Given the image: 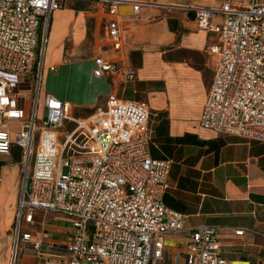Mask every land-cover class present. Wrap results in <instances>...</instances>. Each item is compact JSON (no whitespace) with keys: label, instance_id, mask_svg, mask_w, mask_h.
I'll list each match as a JSON object with an SVG mask.
<instances>
[{"label":"built area","instance_id":"2783aa9c","mask_svg":"<svg viewBox=\"0 0 264 264\" xmlns=\"http://www.w3.org/2000/svg\"><path fill=\"white\" fill-rule=\"evenodd\" d=\"M101 1L112 16L103 42L118 57L98 54L93 75L127 84L137 74L123 58L117 8L126 0ZM131 3L137 19L149 2ZM61 7V0H0V154L18 146L23 158L12 264L21 241L33 245L37 264H232L217 227L186 228V215L163 203L171 161L151 155L145 102L111 95L105 106L75 117L48 93L39 114L47 30ZM195 11L199 27L216 36L209 50L217 56L200 126L264 143V0H222L219 8ZM38 210L70 220L68 242L45 244L21 231ZM182 232V262L168 261L165 241Z\"/></svg>","mask_w":264,"mask_h":264},{"label":"crops","instance_id":"0c3cea01","mask_svg":"<svg viewBox=\"0 0 264 264\" xmlns=\"http://www.w3.org/2000/svg\"><path fill=\"white\" fill-rule=\"evenodd\" d=\"M132 1L149 2L142 5L137 19ZM61 4L47 30L39 103L51 93L69 105L72 115L85 117L105 106L111 95L145 102L151 113V155L171 161L163 203L186 215V228L217 227L221 252L232 264H264V143L219 134L199 124L217 56L209 50L216 36L199 27L195 9L219 8L222 0L119 4L123 58L137 74L127 84L93 75L98 54L118 57L103 42L112 18L108 7L101 0H61ZM11 127L16 130L18 124ZM22 159L18 146L0 154V264H12ZM34 218V224L22 222V232L45 244L69 241L71 225L55 224L54 213L38 210ZM241 229L243 235H236ZM186 242L187 232L168 237L167 260L182 262ZM15 264H37L31 243L20 242Z\"/></svg>","mask_w":264,"mask_h":264},{"label":"rangeland","instance_id":"374dc122","mask_svg":"<svg viewBox=\"0 0 264 264\" xmlns=\"http://www.w3.org/2000/svg\"><path fill=\"white\" fill-rule=\"evenodd\" d=\"M32 82L34 84L35 80H33ZM32 93H33L32 91H30V92L29 91H25L21 95H27V94L33 95ZM21 97H23V96H21ZM38 112H39L40 115H42V104H39ZM63 217H65V216L62 215L61 213L54 212V223L59 225V226H61V227H65V226L71 225L70 220L67 219L66 217H65V219H66L65 220V219H63Z\"/></svg>","mask_w":264,"mask_h":264}]
</instances>
